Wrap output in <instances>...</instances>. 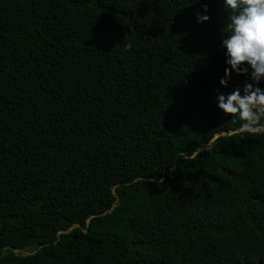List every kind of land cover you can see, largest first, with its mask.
<instances>
[{
    "label": "trees",
    "instance_id": "trees-1",
    "mask_svg": "<svg viewBox=\"0 0 264 264\" xmlns=\"http://www.w3.org/2000/svg\"><path fill=\"white\" fill-rule=\"evenodd\" d=\"M226 23L0 0V264H264V130L216 107L251 82L219 83Z\"/></svg>",
    "mask_w": 264,
    "mask_h": 264
},
{
    "label": "clouds",
    "instance_id": "clouds-1",
    "mask_svg": "<svg viewBox=\"0 0 264 264\" xmlns=\"http://www.w3.org/2000/svg\"><path fill=\"white\" fill-rule=\"evenodd\" d=\"M222 11L227 16L220 46L224 49V77L221 87H226L231 73L245 76L242 89H235L226 96L217 94L216 107L225 116L236 114L241 133L264 130V89L258 85L264 81V0H221ZM207 5L196 22L209 19ZM242 93V94H241Z\"/></svg>",
    "mask_w": 264,
    "mask_h": 264
}]
</instances>
